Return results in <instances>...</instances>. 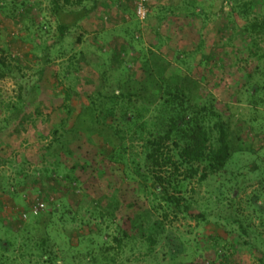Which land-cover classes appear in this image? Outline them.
Returning <instances> with one entry per match:
<instances>
[{
	"label": "rangeland",
	"instance_id": "rangeland-1",
	"mask_svg": "<svg viewBox=\"0 0 264 264\" xmlns=\"http://www.w3.org/2000/svg\"><path fill=\"white\" fill-rule=\"evenodd\" d=\"M52 1L0 0V57L13 72L0 81V238L8 239L13 246L7 253L0 248V255L16 257V264L40 263L37 257L23 261L20 256L23 252L19 251L27 240V235L23 236L24 226H34L31 211L36 203L45 202L41 217L46 218L50 203L55 200L58 211L50 228L63 232V237L68 232L75 233L80 224L89 223L93 227L96 222L89 214L99 206L123 204L120 215L127 212L133 217L137 215L135 225L142 224L144 229L159 218L151 207L152 198L138 193L134 182L120 175L121 168L98 155L102 144L107 143L110 150L119 144L117 139L107 130H102L104 136L97 137L96 131L91 133L85 125L73 126L76 113L67 122H61L66 94L70 95L74 110H80L81 105L87 104L86 97L91 91L102 87L110 92L116 88L110 79L117 72L110 48L117 38L127 39L136 30V0H98L95 10L72 28L61 43L56 42L57 19L52 12ZM252 1L250 17L264 20V0ZM93 5V0H82L81 6ZM147 8L149 17L139 23V39L127 40L125 52L136 57L140 53L146 55L153 75L165 72L187 76L195 90L212 102L229 122L231 138L235 140L239 136L244 145L218 179L209 178L201 185L193 181L188 187L195 192H187L185 198L190 200L194 212L205 215V221L198 223L182 217L166 221V233L175 241L171 243V255L160 246L155 259L151 255L138 263L145 260L150 264H209L214 256L205 239L213 234L233 244L237 252L234 264H262L257 250L264 252V93L258 100H249L252 103L249 104L246 94L237 95L242 89L236 88L233 95L228 81L223 79L229 64L226 52L230 56L234 50L248 45L242 30L233 28L231 3L229 0H147ZM79 9V6L65 7L62 14ZM191 9L196 14L201 10L203 13L186 19V10ZM162 17L164 21L158 27L157 18ZM64 19L69 23L74 17L68 15ZM258 44L264 54V39ZM47 47L50 62L39 78L42 50ZM129 65L128 75L138 82L145 75L142 63L133 60ZM259 66L263 67L262 61ZM255 82L264 85V76H257ZM19 85L33 87L30 100L36 101L25 113L15 115L11 106L18 104ZM235 97L239 99L234 100ZM150 114L145 119L152 118ZM54 130H58L60 138L51 146ZM129 136L125 142L127 151H139V137L131 140ZM60 145L64 146L61 153L68 151L70 157L58 154L56 158L54 151L50 153L46 149ZM56 162L58 168L53 166ZM73 165L76 169H72ZM115 169L119 175L113 172ZM54 170L59 176L56 183ZM70 172L79 183L75 192L69 191V181L60 177ZM127 172L131 174V166ZM237 187L240 189L235 191ZM127 204L136 205L129 208ZM240 225L250 232V238L242 236L235 244L233 235L241 233ZM122 226L130 229L126 219ZM111 229L116 230L114 225ZM30 231L40 237L32 229L29 236ZM69 240L72 245L79 244L72 236ZM90 240L87 244L97 248L103 239ZM246 241L248 245L241 244ZM135 243L139 249L141 243ZM225 253L231 255L233 249L228 247ZM128 256V264L137 263ZM77 257L72 253L68 258L80 264Z\"/></svg>",
	"mask_w": 264,
	"mask_h": 264
},
{
	"label": "trees",
	"instance_id": "trees-1",
	"mask_svg": "<svg viewBox=\"0 0 264 264\" xmlns=\"http://www.w3.org/2000/svg\"><path fill=\"white\" fill-rule=\"evenodd\" d=\"M93 1L94 5L91 8L81 6L82 0H53L51 2L52 12L57 19V43H61L72 28L78 26L95 10L98 0ZM229 1L231 3L229 14L234 19L231 21L233 28L238 27L242 30L248 45L242 49L234 50L230 56L226 52L229 64L223 79L228 81V89L233 95H236V88L242 89L243 91L237 92V95L244 96L246 94L245 99L249 104H252L249 100H258L260 94L264 93V85L255 82L257 76H264V54L261 53L258 44V41L264 39V20L258 21L255 17H250L253 11L252 0L248 2ZM71 6H79L80 9L68 12L69 16L74 17L68 23L64 19L68 15H63L62 11L65 7ZM169 11L171 10L169 9ZM200 13L203 11H199ZM199 14H196L192 9L186 10L185 18L191 19ZM148 17L149 11L145 20ZM135 18L137 28L134 33L129 34L127 39L117 38L110 48L117 71L116 76L112 75L110 79H113L116 88L110 92L102 87L91 91L86 97L87 104L81 105L80 110H74L70 105L71 97L66 94L61 106L64 112L61 122H67L76 113L73 116V126L78 123L85 125L91 133L96 131L97 137H102V134L104 136L102 130H107L113 138L117 139L119 144L112 146L110 150H108L107 143L102 144L99 147L98 155L116 168H121L122 172H119L118 169L113 172L118 175L119 173L123 174L125 178L133 181L138 193L141 191L147 198H152L151 207L155 213L157 212L159 218L144 229L142 224L135 225L137 215L133 217L129 212L124 216L120 215L123 204H116L115 207L111 205L99 206L95 208L94 213L89 214L96 222L93 227L89 223H83L76 228L75 233L68 232L67 237H63V232L59 233L50 228L53 224V215L58 211L54 207L55 200L53 202L50 200L52 202L50 203L51 209L46 210V218L41 217L42 212L38 215L31 213L34 216V226L31 228L24 226L23 236L27 235V240L22 243V248L19 249L20 252H23L20 255L23 261L27 258L37 257L40 261L39 264H75L68 258L73 253V256H78L80 264H128L130 262L129 254L137 262L136 264H139L141 258L152 255L155 259L157 257L156 249L160 246L167 248L170 252L171 243H175V241L173 242V237L166 233V221H172L178 217L193 219L198 223L205 221V215L201 212H194L190 200L185 198L187 192H195L188 187L193 181L201 185L209 178H219L244 145L239 136L235 140L231 138L229 122L224 119L212 102L206 101L195 90V85L187 76L182 73L172 76L165 72L153 75L149 70V60L146 55L140 53L136 57L125 52L127 40L134 42V38L139 39L140 21L136 15ZM157 21L159 27L164 18H157ZM158 36H160L159 33ZM49 51V47L42 50V68L38 73L39 78L43 75V68L50 62ZM133 60L140 61L145 72L138 82L134 81L127 73V67ZM260 61L263 64L262 68L259 66ZM12 74L10 65L0 57V81ZM102 76L106 81V77ZM32 91H34L33 87L28 89L24 85H19L18 104L11 106L15 115L25 113L34 104L36 100H30ZM238 99V97L234 98V100ZM149 112L152 113L150 114V117L153 115L152 118L145 119V115ZM52 135L54 142L51 146L60 138L58 130H54ZM127 135H130L131 140H134L135 136L139 137L138 140L141 143L139 151L130 153L127 151L125 147ZM51 146L46 149L50 153L54 151L56 158L58 154L65 158L70 157L68 151L61 153L64 149L63 145L54 149ZM53 166L58 168L59 162ZM130 166L131 174L129 175L127 169ZM72 169H76V166L73 165ZM53 175L56 183V178L59 176L55 170ZM60 177L69 181L68 190L75 192L79 183L72 173L60 175ZM239 189L237 187L235 191ZM42 203L45 206V202ZM127 205L131 208L136 204ZM229 208H232V205ZM62 217L61 214L60 221H62ZM125 219L129 223L130 229L122 226ZM233 220L235 221V218ZM112 225L116 230L111 229ZM132 227H135V231ZM29 229L38 232L40 237L34 236L31 231L32 236H29ZM239 229L241 233L233 235L235 244L242 236L250 238V232L246 228L240 225ZM135 233L139 234L135 235ZM70 236L78 240L79 244L72 245L69 240ZM92 237L103 239L97 248H95L96 245L87 244ZM60 239L62 242H59ZM205 240L208 249L213 250L214 259L209 264L235 263L237 252H234L233 244L226 240L223 241L220 235L210 234L206 236ZM136 241L141 243L139 249L135 246ZM241 244L248 245V241ZM12 246V242L8 239L0 238V248L5 253L9 252ZM228 247L233 249V254L225 253ZM257 251V258L260 263L264 264V252L259 249ZM16 261V257L9 258L0 255V264H16ZM140 264L150 263L144 260Z\"/></svg>",
	"mask_w": 264,
	"mask_h": 264
},
{
	"label": "built area",
	"instance_id": "built-area-1",
	"mask_svg": "<svg viewBox=\"0 0 264 264\" xmlns=\"http://www.w3.org/2000/svg\"><path fill=\"white\" fill-rule=\"evenodd\" d=\"M147 13H148L147 0H137L135 2V15L137 19L140 22H143L146 19ZM44 209H45V206L42 202L36 203L31 213L33 215H38L40 212H43Z\"/></svg>",
	"mask_w": 264,
	"mask_h": 264
}]
</instances>
